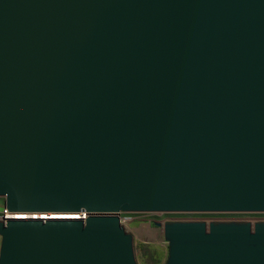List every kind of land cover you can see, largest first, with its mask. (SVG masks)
Returning <instances> with one entry per match:
<instances>
[{
  "label": "water",
  "instance_id": "1",
  "mask_svg": "<svg viewBox=\"0 0 264 264\" xmlns=\"http://www.w3.org/2000/svg\"><path fill=\"white\" fill-rule=\"evenodd\" d=\"M0 198L53 215L0 221V264H138L122 213L264 214V0H0ZM156 226L166 264H264V222Z\"/></svg>",
  "mask_w": 264,
  "mask_h": 264
},
{
  "label": "rangeland",
  "instance_id": "2",
  "mask_svg": "<svg viewBox=\"0 0 264 264\" xmlns=\"http://www.w3.org/2000/svg\"><path fill=\"white\" fill-rule=\"evenodd\" d=\"M5 200L0 198V213ZM127 218L124 224L134 237L135 255L138 264H166L169 245L164 237L163 226L175 221L211 222H264V214H122Z\"/></svg>",
  "mask_w": 264,
  "mask_h": 264
},
{
  "label": "built area",
  "instance_id": "3",
  "mask_svg": "<svg viewBox=\"0 0 264 264\" xmlns=\"http://www.w3.org/2000/svg\"><path fill=\"white\" fill-rule=\"evenodd\" d=\"M122 214H120V218H121L122 224L124 225L127 222L128 219L127 218H124L122 216ZM11 217H13L12 214L10 212H8L5 208L3 209V212L0 213V221H5V220H7V219H9Z\"/></svg>",
  "mask_w": 264,
  "mask_h": 264
},
{
  "label": "bare ground",
  "instance_id": "4",
  "mask_svg": "<svg viewBox=\"0 0 264 264\" xmlns=\"http://www.w3.org/2000/svg\"><path fill=\"white\" fill-rule=\"evenodd\" d=\"M13 217H11L12 219H24V218H28L27 216H31L33 218H42V219H46V218H51L49 216H53V215H36L37 217H34L35 215H25V214H12ZM54 218V217H53ZM64 218H71V217H64ZM75 218V217H72Z\"/></svg>",
  "mask_w": 264,
  "mask_h": 264
},
{
  "label": "crops",
  "instance_id": "5",
  "mask_svg": "<svg viewBox=\"0 0 264 264\" xmlns=\"http://www.w3.org/2000/svg\"><path fill=\"white\" fill-rule=\"evenodd\" d=\"M0 246H1V237H0Z\"/></svg>",
  "mask_w": 264,
  "mask_h": 264
}]
</instances>
